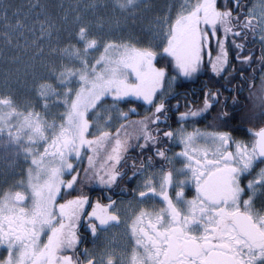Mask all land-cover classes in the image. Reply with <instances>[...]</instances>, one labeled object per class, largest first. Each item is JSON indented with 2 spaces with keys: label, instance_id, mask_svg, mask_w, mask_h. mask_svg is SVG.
Returning a JSON list of instances; mask_svg holds the SVG:
<instances>
[{
  "label": "snow or ice",
  "instance_id": "obj_1",
  "mask_svg": "<svg viewBox=\"0 0 264 264\" xmlns=\"http://www.w3.org/2000/svg\"><path fill=\"white\" fill-rule=\"evenodd\" d=\"M100 9L0 0V148L20 167L0 176V264H264V0H172L143 36L105 31ZM207 73L191 93L202 106L186 91L181 111L179 90ZM246 82L261 104L246 130H224L228 110L196 126L228 108L225 84ZM125 178L126 206L113 199ZM121 226L131 254L118 261L97 241Z\"/></svg>",
  "mask_w": 264,
  "mask_h": 264
},
{
  "label": "rangeland",
  "instance_id": "obj_2",
  "mask_svg": "<svg viewBox=\"0 0 264 264\" xmlns=\"http://www.w3.org/2000/svg\"><path fill=\"white\" fill-rule=\"evenodd\" d=\"M14 3H27V0H13ZM50 4H58L61 0H46ZM65 3H72L74 0H64ZM101 9L97 13V17L101 18L105 31H111L116 35L136 33L146 35L149 30L154 27L156 18L167 11V5L172 0H140L141 7L134 13L120 14L119 11H113L111 7H103V5L111 4V0H99ZM183 2V0H181ZM251 3H255L252 0ZM134 17V18H133ZM4 66L0 64V87L3 86ZM5 173L15 174L19 178L20 167L14 161L11 153L5 152L0 148V176ZM127 238L124 235L123 226L113 228L107 233L106 237H102V243L99 247L110 246L111 250L116 253V258L125 255Z\"/></svg>",
  "mask_w": 264,
  "mask_h": 264
},
{
  "label": "trees",
  "instance_id": "obj_3",
  "mask_svg": "<svg viewBox=\"0 0 264 264\" xmlns=\"http://www.w3.org/2000/svg\"><path fill=\"white\" fill-rule=\"evenodd\" d=\"M248 2L251 3L252 0H248ZM255 52H256V55H259V47L258 46L255 48ZM232 58H233V55L230 53V59H232ZM251 73H252V69H248V72L246 73V75H251ZM207 75H210V73L202 75L200 80L196 81L195 83H189L185 89H181V90H183V91L186 90L187 91V90L193 89V88L194 89L198 88V87L200 88L205 83V81L207 79ZM236 77H237V79L235 81H233V85H236L238 87L239 86L238 81L240 79L239 73L236 74ZM220 83L224 84V81L221 80ZM255 83H256V88L252 89L251 90L252 92H257L258 89H259V85H260V75L259 74H257L256 77H255ZM233 85H226L225 84L224 87L222 88V96H221V99H224V97H227V95H228V97H227L228 98V107H231V108H233L232 96L233 95H237L235 93V91L233 90ZM195 93H198V92H195ZM182 95H183V93H181V96L179 97L180 110L184 111L185 110L184 104H185L186 101H185V97L182 96ZM197 97H198V95H192L191 99L189 98V96L187 97L188 101H190V100L195 101L197 99V102H195V103L192 102V107H198V106L202 105V101H203L202 94H199V97L198 98ZM134 106H135L134 104L121 105L123 110H128V109H130V108H132ZM235 109H238V110H236L234 112V114L236 116V119L233 120V121H230L229 123H234L235 126H237V127L243 126L245 124H247V125L249 124V126H250L249 122H245V123L241 124L240 123L241 118H245V117H247L249 115L251 116L254 112H258V111L261 110L260 100L257 99L256 96H250L249 95V89H248V86H247V82L244 85V91L242 93H240L239 95H237L236 108ZM139 111H140L141 116H142L143 115V110L140 109ZM218 111H221L220 105H216L215 109H213L207 115V118L204 119V120L207 121L208 119H213L217 115ZM139 118L140 117H137V116L130 117V119H133V120L139 119ZM173 119H175V117H173ZM257 123H258V121H257ZM173 126H175V124ZM85 187L86 188L88 187L86 182H85ZM93 193L101 195V192L99 190L94 191L91 194H93Z\"/></svg>",
  "mask_w": 264,
  "mask_h": 264
},
{
  "label": "flooded vegetation",
  "instance_id": "obj_4",
  "mask_svg": "<svg viewBox=\"0 0 264 264\" xmlns=\"http://www.w3.org/2000/svg\"><path fill=\"white\" fill-rule=\"evenodd\" d=\"M199 87L198 88H193V89H189V90H187V92H189L190 93V95H189V98L191 99V97H192V95H191V93H195V92H199ZM181 93H184V92H186V90H179ZM183 96V95H182ZM198 97H199V95H198ZM197 97V98H198ZM227 97H228V95H227ZM183 100V99H182ZM191 102H197V99L195 100V101H193V100H190ZM171 103L173 104V105H175L176 104V100H173V101H171ZM202 106V105H201ZM222 110H228V111H236V110H238V109H233V108H231V107H228L227 109H221V111ZM259 112V111H258ZM254 113H256V112H254ZM247 117H250V115L249 116H247ZM212 121H213V119H208L207 121H205V120H201L200 121V123L198 124V125H196L197 127H200L201 129H203V128H205L206 126H209V125H211L212 124ZM174 125V124H173ZM118 126V125H117ZM173 127H176V125L175 126H173ZM247 127H249V124L247 125V124H245V125H243V126H239V128H242V129H244V130H246L247 129ZM234 128H237V126H235V124L234 123H229L226 127H225V129L224 130H227V129H234ZM235 136L236 137H238V138H240V137H242L243 136V132H236L235 133ZM131 161H129V176H131V174H132V169H131ZM139 160H137L136 161V165H137V168L139 167ZM136 180H133L130 184L127 182V178H125V180H122L121 182H120V184H119V186L118 187H116L115 188V195H113V199H116L117 201H120V200H123V201H125V206H126V204H127V201L128 200H130V199H132V194H133V189L136 187ZM128 191V192H127ZM109 195V193H107V192H105L104 193V195L103 196H101V195H98V194H91V200L93 201V202H95L97 199H100L101 200V202H103V203H107V196ZM89 211H91V208H89L88 209ZM81 235L83 236L84 235V233L82 232L81 233ZM102 239V238H101ZM91 240H92V238H91V235L89 234L88 235V237H87V240H86V246L87 247H89V248H91V247H93V245H92V242H91ZM100 241V240H99ZM85 245H81V248H83ZM98 246V245H97ZM125 248V254H127L128 255V257H129V259H130V254H131V246H130V244L128 243V240H127V244H126V247H124Z\"/></svg>",
  "mask_w": 264,
  "mask_h": 264
}]
</instances>
